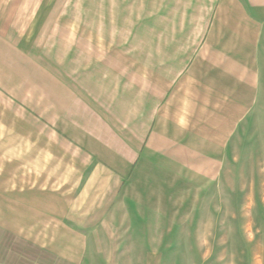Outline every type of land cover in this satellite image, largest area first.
<instances>
[{
    "label": "crops",
    "instance_id": "0c3cea01",
    "mask_svg": "<svg viewBox=\"0 0 264 264\" xmlns=\"http://www.w3.org/2000/svg\"><path fill=\"white\" fill-rule=\"evenodd\" d=\"M69 2L61 41L60 0H0V264H171L172 180L210 187L261 100L264 0Z\"/></svg>",
    "mask_w": 264,
    "mask_h": 264
},
{
    "label": "rangeland",
    "instance_id": "374dc122",
    "mask_svg": "<svg viewBox=\"0 0 264 264\" xmlns=\"http://www.w3.org/2000/svg\"><path fill=\"white\" fill-rule=\"evenodd\" d=\"M69 1L60 0L61 24L56 31L49 27L47 43H51L52 30L61 41L71 36L64 19ZM76 9L72 11L78 18L83 12ZM77 30L82 36L83 30ZM44 48L46 52V45ZM262 65V75L252 77L254 87L263 88L261 100L229 156L221 158V172L211 186L200 190L171 182V264H264V62Z\"/></svg>",
    "mask_w": 264,
    "mask_h": 264
}]
</instances>
